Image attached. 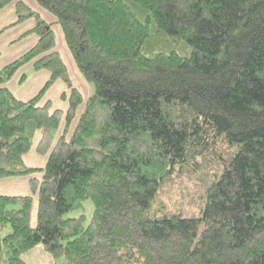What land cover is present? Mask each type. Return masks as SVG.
Listing matches in <instances>:
<instances>
[{
    "label": "trees",
    "instance_id": "16d2710c",
    "mask_svg": "<svg viewBox=\"0 0 264 264\" xmlns=\"http://www.w3.org/2000/svg\"><path fill=\"white\" fill-rule=\"evenodd\" d=\"M36 1L94 93L51 24L0 0L37 36L0 69V180L27 177L37 205L33 226L32 195H0V264L39 244L66 264H264V0ZM28 63L50 75L23 101L5 85ZM59 79L65 111L40 105ZM88 200L87 225L65 217Z\"/></svg>",
    "mask_w": 264,
    "mask_h": 264
},
{
    "label": "rangeland",
    "instance_id": "374dc122",
    "mask_svg": "<svg viewBox=\"0 0 264 264\" xmlns=\"http://www.w3.org/2000/svg\"><path fill=\"white\" fill-rule=\"evenodd\" d=\"M21 1L24 2L31 10L38 13L42 20L51 24V29L53 30L55 37V50L59 52L62 61L67 68V74L71 87L77 89L81 93L83 100H86L94 93V87L92 84L88 83L79 72L73 56L71 55L65 42L63 31L60 25L55 22L56 18L41 7L36 0ZM16 20L17 16L15 13L14 2H11L0 9V69L25 53L37 40V36L35 34L28 33L24 35V33L28 32L35 25L36 21L34 18L12 25L16 22ZM49 75L50 74L47 70L35 71L32 68L31 63H28L21 67L5 86L8 87L17 99L27 101L38 93L48 80ZM22 76L24 77L22 81H20ZM69 91L70 88L67 83L64 80L59 79L46 90L40 101V105H43L46 101H50L51 110L61 109L65 111L68 107ZM63 93H66L67 95L66 100L62 99ZM83 108L84 102L76 111L67 137L71 134ZM61 126H63V124ZM61 131L62 127H60L55 139L59 136ZM38 138L39 133H36L32 140V147L24 156V160L30 167L42 168L45 166L47 155H40L35 151ZM36 175L37 177H41L40 173H37ZM24 178L27 180V177H15L0 180V195H32L34 202L31 214V224L34 226L37 211L36 195H33L29 185L24 182ZM83 205V209L71 211L67 213L65 217L77 218L83 215L85 218L84 224L87 225L92 217L94 208L90 200L85 201ZM8 233L9 229L6 228L2 235ZM22 259L27 264H66L63 258H52L40 244L23 253Z\"/></svg>",
    "mask_w": 264,
    "mask_h": 264
},
{
    "label": "crops",
    "instance_id": "0c3cea01",
    "mask_svg": "<svg viewBox=\"0 0 264 264\" xmlns=\"http://www.w3.org/2000/svg\"><path fill=\"white\" fill-rule=\"evenodd\" d=\"M24 182L28 184V182H27V180H26V179H24Z\"/></svg>",
    "mask_w": 264,
    "mask_h": 264
},
{
    "label": "bare ground",
    "instance_id": "6f19581e",
    "mask_svg": "<svg viewBox=\"0 0 264 264\" xmlns=\"http://www.w3.org/2000/svg\"><path fill=\"white\" fill-rule=\"evenodd\" d=\"M25 179V178H24Z\"/></svg>",
    "mask_w": 264,
    "mask_h": 264
}]
</instances>
